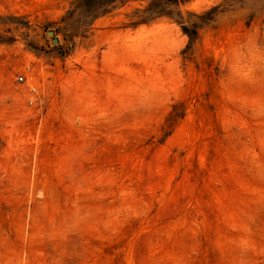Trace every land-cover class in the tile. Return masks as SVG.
Here are the masks:
<instances>
[{
    "label": "rangeland",
    "instance_id": "374dc122",
    "mask_svg": "<svg viewBox=\"0 0 264 264\" xmlns=\"http://www.w3.org/2000/svg\"><path fill=\"white\" fill-rule=\"evenodd\" d=\"M80 2L0 0V264H264V0Z\"/></svg>",
    "mask_w": 264,
    "mask_h": 264
},
{
    "label": "trees",
    "instance_id": "16d2710c",
    "mask_svg": "<svg viewBox=\"0 0 264 264\" xmlns=\"http://www.w3.org/2000/svg\"><path fill=\"white\" fill-rule=\"evenodd\" d=\"M116 1L117 0H82L79 6L86 7L97 17L101 13L107 12ZM188 1L190 0H151L148 12L159 16L167 15L172 12L171 7L179 6ZM185 29L188 31L187 27H185Z\"/></svg>",
    "mask_w": 264,
    "mask_h": 264
},
{
    "label": "water",
    "instance_id": "95a60500",
    "mask_svg": "<svg viewBox=\"0 0 264 264\" xmlns=\"http://www.w3.org/2000/svg\"><path fill=\"white\" fill-rule=\"evenodd\" d=\"M48 34L51 35V36H54L55 35V32L51 30V31L48 32ZM58 41H59L58 38L55 37L54 38V42L55 43H58Z\"/></svg>",
    "mask_w": 264,
    "mask_h": 264
},
{
    "label": "built area",
    "instance_id": "2783aa9c",
    "mask_svg": "<svg viewBox=\"0 0 264 264\" xmlns=\"http://www.w3.org/2000/svg\"><path fill=\"white\" fill-rule=\"evenodd\" d=\"M18 79H19L20 81H24V76H23V75H19V76H18Z\"/></svg>",
    "mask_w": 264,
    "mask_h": 264
}]
</instances>
